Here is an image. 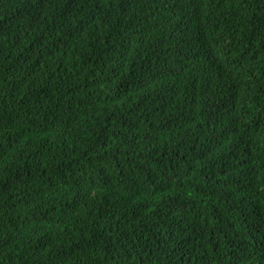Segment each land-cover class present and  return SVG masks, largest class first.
<instances>
[{
	"label": "trees",
	"instance_id": "1",
	"mask_svg": "<svg viewBox=\"0 0 264 264\" xmlns=\"http://www.w3.org/2000/svg\"><path fill=\"white\" fill-rule=\"evenodd\" d=\"M0 264H264V0H0Z\"/></svg>",
	"mask_w": 264,
	"mask_h": 264
}]
</instances>
